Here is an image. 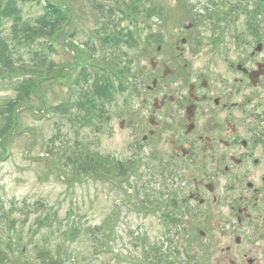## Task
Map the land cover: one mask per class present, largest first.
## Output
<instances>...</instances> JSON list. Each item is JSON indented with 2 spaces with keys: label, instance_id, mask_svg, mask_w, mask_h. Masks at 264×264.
Returning a JSON list of instances; mask_svg holds the SVG:
<instances>
[{
  "label": "flooded vegetation",
  "instance_id": "af4514ba",
  "mask_svg": "<svg viewBox=\"0 0 264 264\" xmlns=\"http://www.w3.org/2000/svg\"><path fill=\"white\" fill-rule=\"evenodd\" d=\"M193 13L174 37L151 39L141 68L128 61L123 101L113 118L102 112L157 166L190 245L178 263L264 264V3Z\"/></svg>",
  "mask_w": 264,
  "mask_h": 264
},
{
  "label": "rangeland",
  "instance_id": "374dc122",
  "mask_svg": "<svg viewBox=\"0 0 264 264\" xmlns=\"http://www.w3.org/2000/svg\"><path fill=\"white\" fill-rule=\"evenodd\" d=\"M46 1L58 5L66 21L61 31H56L51 40L47 39L54 49L51 58L56 66L51 79L46 81L47 78L43 76L38 81L30 104H19L16 125L7 136L0 137V240H3V231H14L23 244L18 251L7 253L9 259L15 264H39L36 258L38 247L44 236H51L49 228L45 226L49 221L60 225V234L52 239L55 244L61 242V234L72 211L76 222L78 220L85 226L103 229L98 240H95L97 243L93 237H85L72 244L69 256L81 254L82 257L77 258L75 264H83L85 260L88 264H155L157 258L162 261L161 264H166V257L165 260L161 255L157 254L156 257L151 248L161 249L162 253L167 249L168 241H172L173 252L177 254L181 250L182 255L185 247L190 245L185 228L183 237L175 232L172 224L169 228L165 224L164 206L169 207L165 203L171 198L164 196L167 188L157 175V166L149 161L145 151L137 152L132 146L130 130L120 128L117 121L109 125L98 123L93 127L74 126L73 123L69 124L74 116L69 121L68 118L52 114L49 107L64 104L70 91H74L76 97L82 94L74 87L83 67L90 73V85L101 74L100 69L110 74L116 73L128 57L133 61L134 68H141L146 61L143 50L151 39L158 35L174 37L178 26L189 23L193 9L207 7L211 0H118V3L113 0ZM36 2L31 1L25 7L20 5L25 18L42 14ZM99 5L104 6L107 17H115L113 26L122 24L127 32L138 30L140 48L132 51L124 43L120 47L110 46L105 52L102 51V44L95 32L108 27V19L101 17L94 9ZM157 6L162 7L161 14L145 19L146 10ZM70 12L72 18L69 21ZM126 14L130 15V21L121 22L120 19ZM130 22L136 28L130 26ZM107 31L111 32L112 27ZM89 43L96 48L94 58L86 49ZM119 93L115 101L105 105L112 118L116 106L124 99ZM5 96L14 97L10 92L0 94V98ZM53 137L60 142L51 143ZM84 147L91 148L111 162H104L105 166L111 167V171L102 167L99 173H74L65 163V155L69 151L84 153ZM49 150L53 152L52 155H47ZM136 160L140 167L137 174L144 178L142 185L139 182L142 197L138 200L129 189L133 186L131 184L138 183L137 174L132 172ZM143 160L146 167H143ZM119 163L129 164L124 165L125 175L119 172ZM145 187L154 193V197L158 196L157 199L159 192L163 194L160 197L163 202L157 204L161 206L160 211L155 210L154 206L145 205ZM178 232L181 234V230ZM190 252V248L185 251L186 254ZM68 262L70 264L72 261Z\"/></svg>",
  "mask_w": 264,
  "mask_h": 264
},
{
  "label": "trees",
  "instance_id": "16d2710c",
  "mask_svg": "<svg viewBox=\"0 0 264 264\" xmlns=\"http://www.w3.org/2000/svg\"><path fill=\"white\" fill-rule=\"evenodd\" d=\"M31 1H37L35 4L41 8L42 14L37 17L25 18L22 13L23 9H21L20 5L25 7L30 4ZM113 2L118 3V0H113ZM103 7V5L94 6V9L98 11L101 17L108 19L110 29L112 27L115 35L123 34L126 29L120 28V24L118 26H113L115 17L113 15L107 17ZM161 11L162 7L160 6L150 7L146 10V16L144 14V17L145 19L151 18L153 15L156 16V14H161ZM71 18L72 14L70 12L69 18L67 19L70 21ZM130 18V15L126 14V16H123L120 20L129 22ZM65 21L66 18L61 14L59 6L52 4L50 1L0 0V94L10 92L14 95V97L5 96L0 98V137L7 136L13 126L16 125L19 104L22 103L25 106L30 104V100L35 95L34 89L38 81L42 80L43 76L47 78L46 81L51 79V75L54 73L56 66L51 58L54 49L47 39L51 40L56 34V31H61ZM129 25L136 28L132 22H130ZM106 31L107 30L98 34L104 38L102 40L103 45L109 44L107 40L112 36ZM135 31H137V29H135ZM110 41L113 42L114 40L110 39ZM116 44L118 43L114 45ZM90 48L94 55V46L92 45ZM107 75L101 73L92 85H90V73L83 68L78 74V78L75 80L74 87L75 91L78 89L82 94L76 97L75 92L70 91L68 99L64 104L58 107H49V111L52 114L68 118L67 120L69 121L71 117L74 116L73 120L69 122V124L73 123L74 126L93 127L96 124L98 126V123H104L105 118L100 112V105L102 102L106 101L103 100L104 98L112 101L114 97H106L110 93L109 85L112 84V80L109 78L110 75ZM86 88L89 89V93L84 94V91H87ZM89 94L91 97H89ZM46 110H48V108ZM57 128H59V125H57ZM56 142H60V140L57 139V137H53L51 143L54 144ZM84 150V153H80L79 151L70 153L69 151V153L65 155V163L69 165V168L74 170V173H77V175H89L93 174V172L99 173V169L107 167L104 164L108 161L102 158V156L94 153L91 148L88 149L84 147ZM52 154L53 152L51 150L47 153V155ZM124 165V163H120L117 166L119 172L123 173V175H125L124 172L126 170ZM107 168V170L111 171V169H109L111 167ZM134 170L135 167L132 169V172H134ZM131 185H133V187L131 186L129 189L131 190L133 188L135 194L142 197V190L139 184L136 183ZM143 190L147 197L146 201H150L152 198H158V196L154 197V193L150 191L149 188L145 187ZM68 220L61 234L63 240L55 244L52 238L60 234L61 227L54 223V221L52 222L47 219L49 223L45 227L49 228V234L51 236H44L41 246L38 247L36 258L39 260V264H68V261H72L70 264H75L77 258L82 257L81 254L77 256L75 254L73 257L69 256V250H71L72 244L85 237H93L94 241L98 240V235L103 231L101 228L85 226L80 221L78 222V220L76 222L72 211L69 212ZM97 242L98 241H95V243ZM22 244L21 237L18 238V235L14 231H3V240H0V264H15L9 259L7 253L18 251ZM152 251L155 253L156 257L160 252L159 249L154 248ZM161 258L164 257L161 256ZM157 260L155 264H161V260L158 258ZM83 264L88 263L85 260Z\"/></svg>",
  "mask_w": 264,
  "mask_h": 264
}]
</instances>
